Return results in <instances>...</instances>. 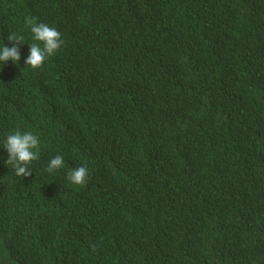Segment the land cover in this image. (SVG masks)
<instances>
[{
	"label": "trees",
	"instance_id": "16d2710c",
	"mask_svg": "<svg viewBox=\"0 0 264 264\" xmlns=\"http://www.w3.org/2000/svg\"><path fill=\"white\" fill-rule=\"evenodd\" d=\"M33 18L65 41L39 69ZM12 32L0 264H264V0H0ZM16 130L40 140L27 177Z\"/></svg>",
	"mask_w": 264,
	"mask_h": 264
},
{
	"label": "clouds",
	"instance_id": "9594fccd",
	"mask_svg": "<svg viewBox=\"0 0 264 264\" xmlns=\"http://www.w3.org/2000/svg\"><path fill=\"white\" fill-rule=\"evenodd\" d=\"M32 33L33 43L30 44L29 55L25 64L33 69L43 67L45 61L55 55L65 44L61 33L55 28L45 23H37L35 18L28 21ZM7 40L12 43V47H0V65L9 60L18 62L21 59L19 46L24 43V37L15 32L7 36ZM42 45V46H41ZM3 147L7 150L8 159L5 162L11 165L17 177H27L32 174L30 165L39 159L40 140L37 135L31 132L16 130L9 134ZM65 166L62 155L54 156L48 163L46 171L54 173ZM67 179L74 185L83 186L89 179V169L87 166H80L67 173Z\"/></svg>",
	"mask_w": 264,
	"mask_h": 264
}]
</instances>
